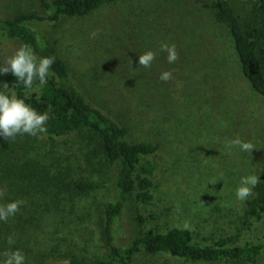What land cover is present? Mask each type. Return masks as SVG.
<instances>
[{"label":"rangeland","instance_id":"obj_1","mask_svg":"<svg viewBox=\"0 0 264 264\" xmlns=\"http://www.w3.org/2000/svg\"><path fill=\"white\" fill-rule=\"evenodd\" d=\"M231 2L247 19L256 0ZM24 11H42L39 0H0L1 18ZM34 25L89 97L128 127V139L160 145L142 158L136 172L151 179L152 198L143 201L139 188L133 191L114 227L117 244L125 246L149 231L182 228L185 222L192 225L195 241L204 244L221 238L264 241V220L243 224L249 198H236L241 177L264 178V95L243 75L229 28L216 19L212 0H118L84 16ZM163 44L175 46V63L167 61ZM22 45L0 40V66ZM149 50L156 54L152 66L139 67V55ZM163 71H170L172 79L161 81ZM41 86L36 81L27 92L39 93ZM237 137L251 142L252 152L226 147ZM12 142L11 158L34 157L44 173L24 188L18 181L19 188L10 185L8 178L0 183V205L10 202L8 197L24 201L8 226L0 221V250L10 247L2 242L13 235L28 248L25 264L104 257L102 224L106 204L118 197L117 166L78 132L23 134ZM79 180L101 185L80 192L74 186ZM56 213L59 223L51 221ZM19 218L27 226L15 229ZM34 218L40 224L28 222ZM135 264L212 263L165 253L137 256Z\"/></svg>","mask_w":264,"mask_h":264},{"label":"trees","instance_id":"obj_2","mask_svg":"<svg viewBox=\"0 0 264 264\" xmlns=\"http://www.w3.org/2000/svg\"><path fill=\"white\" fill-rule=\"evenodd\" d=\"M116 1L118 0H39L42 8L40 12L24 11L12 18L0 17V40L21 42L38 58L55 57V63L39 93L29 94L27 88L17 81L11 72L0 73V92L9 96L15 95L39 113L46 112L50 118L46 124L47 132L43 135L63 137L78 132L87 144L94 146L96 153H102L110 164L117 166L114 185L118 197L106 204L102 224V237L108 253L93 260L72 257L61 264H135L137 256L165 253L185 257L194 262L264 264L262 240L235 243L221 238L204 244L195 241L193 231L180 227H173L166 232L149 231L142 236L132 237L125 246L115 242V224L133 191L138 187L137 195L143 201L152 198L151 179L136 172L142 158L155 153L160 145L128 139V127L89 97L86 90L76 82L69 66L52 43L34 24L45 20L56 24L65 17L84 16L104 4ZM212 3L216 19L229 28L243 75L258 93L264 95V0H256L255 7L247 19L238 13L231 0H212ZM4 83H7V89L3 88ZM12 149V139L5 141L0 137V183L4 178H8V183L12 186L28 187L29 181L32 183V179L43 175L44 167L39 160L31 156L14 160L9 152ZM144 170L148 174L152 173L151 168ZM100 185L87 180L74 182L80 192H89ZM253 192L254 195L247 201L248 208L243 221L247 227L264 220V178L259 180ZM7 199L10 202L15 201L11 197ZM59 218L60 215L56 213L51 221L59 223L62 221V218ZM19 221L15 224V229L27 226V220L24 222L19 218ZM28 222L40 224L41 221L34 218ZM5 224L8 226L7 222ZM2 243L6 245L8 242ZM18 243L15 240L8 249L0 250V264L4 259L3 253L17 250L20 246ZM20 247L23 254L28 250L25 244Z\"/></svg>","mask_w":264,"mask_h":264},{"label":"clouds","instance_id":"obj_3","mask_svg":"<svg viewBox=\"0 0 264 264\" xmlns=\"http://www.w3.org/2000/svg\"><path fill=\"white\" fill-rule=\"evenodd\" d=\"M97 36L98 33L95 31L90 33L92 39ZM161 50L167 53V61L169 63H175L179 59V54L174 45L163 44L161 45ZM155 58L156 54L151 50L140 54L138 58L139 67L150 68ZM54 63L55 57L38 58L27 45H22L0 66V73L11 72L17 81L21 82L25 88L31 90L36 81H39L41 85L46 83L49 70ZM159 79L167 82L172 79V73L163 71ZM3 88H8L7 83L3 84ZM49 118L46 112H37L15 95L9 96L0 92V137H3L5 141L14 140L18 135L23 134L38 136L46 133V124ZM226 147H239L244 152H252L253 148H255L251 142H245L239 137L230 140ZM259 179L260 177L255 174L241 177L240 186L236 190V198L240 201H245L252 197L254 195L253 189L259 183ZM3 195V190H0V197ZM22 204H24L23 200H15L0 205V221L7 222L10 217H14ZM182 228L190 231L192 230V225L189 222H185ZM14 243V236L10 235L8 244L12 245ZM3 257L2 264H25V256L18 249L4 252Z\"/></svg>","mask_w":264,"mask_h":264}]
</instances>
